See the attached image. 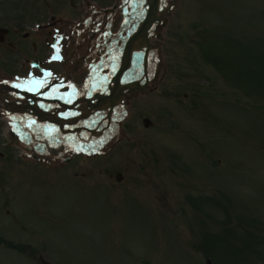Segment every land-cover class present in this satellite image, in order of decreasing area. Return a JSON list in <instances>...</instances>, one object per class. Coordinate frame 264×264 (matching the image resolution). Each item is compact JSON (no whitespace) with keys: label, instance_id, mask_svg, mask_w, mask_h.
I'll list each match as a JSON object with an SVG mask.
<instances>
[{"label":"rangeland","instance_id":"obj_1","mask_svg":"<svg viewBox=\"0 0 264 264\" xmlns=\"http://www.w3.org/2000/svg\"><path fill=\"white\" fill-rule=\"evenodd\" d=\"M164 35L165 78L136 101L127 125L137 142L74 163L92 172L128 168L132 185L118 190L131 193L126 202L107 213L102 206L115 198L105 184L70 190L42 170L22 182L21 209L31 208L30 197L54 207L77 198L82 206L60 223L71 264H216L215 255L219 264H264V86L256 82H264V0H180ZM145 114L152 128H143ZM21 154L11 148L12 158ZM25 165L0 160V176L19 177ZM96 209L103 217L95 220ZM218 228L227 232L216 239ZM206 240L227 242L199 252Z\"/></svg>","mask_w":264,"mask_h":264},{"label":"flooded vegetation","instance_id":"obj_2","mask_svg":"<svg viewBox=\"0 0 264 264\" xmlns=\"http://www.w3.org/2000/svg\"><path fill=\"white\" fill-rule=\"evenodd\" d=\"M130 3L0 0V160L6 159L7 165L24 161L29 172L22 174L23 180L40 177L45 170L46 178L55 184L72 186L93 175L73 171L77 161L71 140L61 156L54 155L53 148L89 116V95L114 62L120 44L116 33L123 9ZM19 140L23 161L11 157V148ZM9 174L0 176V244L30 253L34 260H54L58 251L51 245L55 240L45 235L44 219L42 225H35L31 214L23 221L14 210L21 201L19 174ZM31 212L43 213L39 208Z\"/></svg>","mask_w":264,"mask_h":264},{"label":"water","instance_id":"obj_3","mask_svg":"<svg viewBox=\"0 0 264 264\" xmlns=\"http://www.w3.org/2000/svg\"><path fill=\"white\" fill-rule=\"evenodd\" d=\"M169 13H170L169 11L166 12V14H169ZM144 16H145V18H146V16H147L146 11H145ZM142 23H143V22H142ZM146 28H149V26H147ZM133 33H134V32H133ZM135 38H136V36H135ZM135 38H133L132 41L129 42V44H130V45H129V49H130V50L133 49V46H134V44H135V42H134V41H135V40H134ZM135 47H136V46H135ZM141 47H142V46H141ZM136 48H139V47H136ZM147 124H148V123H147ZM209 264H211V263L209 262Z\"/></svg>","mask_w":264,"mask_h":264},{"label":"snow or ice","instance_id":"obj_4","mask_svg":"<svg viewBox=\"0 0 264 264\" xmlns=\"http://www.w3.org/2000/svg\"><path fill=\"white\" fill-rule=\"evenodd\" d=\"M54 58H56V57H54ZM36 83H41L42 84L43 81H37ZM15 87L19 88V87H21V85L20 84H16ZM29 90H31V89H29Z\"/></svg>","mask_w":264,"mask_h":264}]
</instances>
